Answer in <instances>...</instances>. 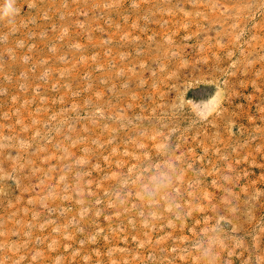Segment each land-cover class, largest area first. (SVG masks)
Listing matches in <instances>:
<instances>
[{
  "label": "rangeland",
  "instance_id": "rangeland-1",
  "mask_svg": "<svg viewBox=\"0 0 264 264\" xmlns=\"http://www.w3.org/2000/svg\"><path fill=\"white\" fill-rule=\"evenodd\" d=\"M0 264H264V0H0Z\"/></svg>",
  "mask_w": 264,
  "mask_h": 264
}]
</instances>
